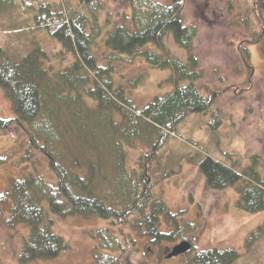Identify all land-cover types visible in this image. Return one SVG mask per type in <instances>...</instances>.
Wrapping results in <instances>:
<instances>
[{
	"label": "trees",
	"instance_id": "16d2710c",
	"mask_svg": "<svg viewBox=\"0 0 264 264\" xmlns=\"http://www.w3.org/2000/svg\"><path fill=\"white\" fill-rule=\"evenodd\" d=\"M119 2L129 12L117 20L109 11L102 17L103 0H45L38 8L27 0H0V21L28 24L30 30L60 43L54 57L37 35L22 54L0 43V89L14 112V118H0V130L11 134L19 128L27 138L20 156L23 174L0 191V203L8 213L4 227H30L18 257L21 264L56 258L69 247L52 230L57 219L48 212L57 218L111 220L112 228L97 231L101 240L92 250L94 264H122L137 237L155 245L189 240L177 227L176 214L153 188L158 174L169 176L171 162L177 165L186 155L178 125L190 114L209 111L225 91L206 95L197 86L203 77L195 51L199 29L184 22L183 3ZM255 5L262 30L237 46L250 80L254 67L247 45L262 44L264 53V0ZM170 39L186 51V61L169 46ZM136 59L171 69L168 80L174 88L139 106L131 91L142 76L116 78L121 76L118 65ZM43 158L54 179L48 170L43 171L46 175L40 170ZM7 160L8 156L0 157V163ZM199 165L208 186L236 187L240 209L264 210V178L254 166L238 170L212 155L201 158ZM162 218L173 226L170 230H161ZM263 237L264 223L252 232L248 245ZM239 256L234 248H210L197 252L188 264H233ZM0 264H5L1 257Z\"/></svg>",
	"mask_w": 264,
	"mask_h": 264
},
{
	"label": "rangeland",
	"instance_id": "374dc122",
	"mask_svg": "<svg viewBox=\"0 0 264 264\" xmlns=\"http://www.w3.org/2000/svg\"><path fill=\"white\" fill-rule=\"evenodd\" d=\"M27 1L38 8V3L45 0ZM159 1L167 4L175 0ZM178 1L183 3L184 22L199 29L195 51L203 77L197 81V86L206 95L209 91H225L216 98L209 111L190 114L178 125V138L185 139L187 143L184 148L186 155L177 165L171 162L167 167V170L173 168L169 176L162 178L161 173L164 172L158 174L157 178H160L153 188L154 195L163 199L170 211L176 214L177 227L182 229L185 238L191 240L193 248L167 258L163 251L174 243L155 245L145 237H137L136 245L123 255L122 264H188L197 252L210 248L236 249L240 256L233 264H264V237L248 245L252 232L264 223V210L247 212L240 209L236 187L214 189L208 186L199 165L201 158L212 155L238 170L254 166L264 178V53L262 44L247 45L254 67V76L250 80L248 67L237 49L241 40L254 39L262 30L263 26L257 20L256 0ZM103 5V18L108 11L117 20L122 12H129V8L121 5L119 0H103ZM30 29L25 23L0 21V43H7L15 53L22 54L29 48L31 39L37 41V35L50 56L59 49L58 41L46 33ZM168 43L186 61V51L171 39ZM54 61L51 58L50 62ZM117 67L121 76L116 78L120 77L122 81L142 76L138 87L131 91V97L139 106L174 88L168 80L171 69L154 68L143 59ZM0 118H14L11 104L2 89ZM173 140L177 141V138ZM192 142L196 145L188 144ZM24 144H27V138L21 129L14 128L11 134L0 130V157L8 156L6 162L0 163L1 192L8 188L12 178L23 174L20 156ZM43 160L40 170H48L47 175L54 179L48 160ZM48 213L52 219H57L51 226L52 230L60 234L69 247L56 258L36 259L26 264H94L92 250L101 240L97 231L112 228L111 220L80 216L57 218ZM5 216L8 213L0 203V257L5 264H21L18 257L30 227L19 224L18 230L11 231L3 225ZM171 227L162 218L161 230L167 231ZM125 230L128 231L127 228ZM148 246H151L150 251Z\"/></svg>",
	"mask_w": 264,
	"mask_h": 264
},
{
	"label": "water",
	"instance_id": "95a60500",
	"mask_svg": "<svg viewBox=\"0 0 264 264\" xmlns=\"http://www.w3.org/2000/svg\"><path fill=\"white\" fill-rule=\"evenodd\" d=\"M191 248H192L191 242L185 240L173 247H169V246L166 247L165 254L167 258H171L180 254H184L190 251Z\"/></svg>",
	"mask_w": 264,
	"mask_h": 264
}]
</instances>
